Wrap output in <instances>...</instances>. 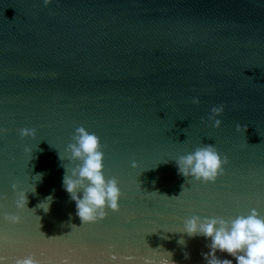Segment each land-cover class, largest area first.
I'll return each mask as SVG.
<instances>
[{
  "label": "water",
  "instance_id": "obj_1",
  "mask_svg": "<svg viewBox=\"0 0 264 264\" xmlns=\"http://www.w3.org/2000/svg\"><path fill=\"white\" fill-rule=\"evenodd\" d=\"M81 126L122 192L118 212L84 224L61 166L75 167L66 149ZM204 145L228 158L223 174L178 175L175 160ZM252 209L264 216V0H0L4 264H145L167 252L206 264L211 241L184 221Z\"/></svg>",
  "mask_w": 264,
  "mask_h": 264
},
{
  "label": "clouds",
  "instance_id": "obj_2",
  "mask_svg": "<svg viewBox=\"0 0 264 264\" xmlns=\"http://www.w3.org/2000/svg\"><path fill=\"white\" fill-rule=\"evenodd\" d=\"M51 2L52 0H43L45 6ZM192 102L198 104L200 101L194 98ZM223 112L224 105L212 107L208 120L214 121L213 127L220 128L222 121L217 117ZM246 127L247 125H236L237 131H245ZM2 131L6 133L7 129ZM35 135V129L25 128L20 131L21 138H34ZM72 140L74 142L68 144L66 151L70 154L69 161L74 162L75 167L61 165L64 168L62 187L75 202L76 215L82 224L97 222L107 216L108 210L119 211L122 192L116 178L108 179L104 175V152L100 138L81 126L76 129ZM58 156L61 161L64 160L60 152ZM175 162L178 175L193 178L198 182L214 183L223 174L228 158L222 157L214 145H204L192 153L180 156ZM132 167H138L135 161ZM36 176L41 180L43 174ZM12 187L16 190L15 185ZM21 200L27 205L26 195H23ZM52 200L51 195L46 197L48 208H42L45 212L49 210ZM17 206L23 205L18 201ZM10 219L18 221L19 217ZM183 233L189 237L203 236L211 241L206 245L210 251L202 253L206 264H233V260L219 259L216 255L218 251L233 257L236 264H264V216L256 209H252L247 216L240 215L230 221L223 217L193 216L184 221ZM178 243L185 244V241L181 239ZM167 253L168 256L164 260H146L145 264H175L171 260L172 253ZM185 258H190L188 253H185ZM0 264H4V257H0ZM17 264H37V261L29 257L17 261Z\"/></svg>",
  "mask_w": 264,
  "mask_h": 264
}]
</instances>
